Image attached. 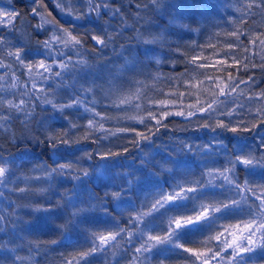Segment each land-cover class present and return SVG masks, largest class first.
I'll list each match as a JSON object with an SVG mask.
<instances>
[{
    "label": "snow or ice",
    "instance_id": "obj_1",
    "mask_svg": "<svg viewBox=\"0 0 264 264\" xmlns=\"http://www.w3.org/2000/svg\"><path fill=\"white\" fill-rule=\"evenodd\" d=\"M7 2L10 6L12 5V0H7ZM76 2L77 0H55L56 7L61 13L70 18L69 26H64L50 11H47L44 0H31L33 5L31 13L34 17H39V21L29 27L46 35L45 39L37 40V46L31 49L27 47L30 36H25L14 23L18 13L15 10L9 11L0 7V25L8 28L9 31L15 29L19 33L17 41L22 42L16 46L13 40L0 34V69L8 70L0 75V93L11 92L13 89L23 87L20 76L12 70L13 64L23 68L25 70L23 74L28 77L24 83L30 82L31 88L19 93L20 97L35 96L40 103L50 105L57 112L63 113V118L68 122L67 126L58 133L53 130L54 135L63 137L72 130L78 131L81 127L84 128L83 134L86 137L83 141L91 140L93 134L98 132L103 133L105 139L118 137L120 133H134V138L128 143L135 147L141 141L153 139L161 129H167L169 125L165 123V120L171 116L183 117L189 125H195L198 130L207 129L212 133H227L243 137L245 134L253 133V128L256 133L264 129V88H257L259 81L253 75H248L245 79L243 76L225 71L226 67L236 68L237 72L241 69L247 72L250 68L264 70V33L249 36L251 44L258 49L255 56L259 57L261 61L259 64L254 62L252 55L242 56L241 53L232 55L229 52L226 55L230 56L232 63L229 64L227 60L216 61L219 65L216 73H181L175 77L169 75L168 79L175 80L177 84H186V90L181 91L179 87L170 88L164 98H157L153 101L147 121L148 124L149 122L154 123L144 127V131H139L132 126L106 128L105 122L114 117L107 113L102 114L95 107H90L80 95L69 97L64 103L57 102L55 90L40 87L39 83H47L59 77L62 83L58 84L57 88L67 86L63 83V76L66 72H75L88 66V59L84 54L87 40L94 42L95 46L91 50L98 52L100 48L109 47L113 39V35L107 33L106 30L104 34H97L89 29L81 34L74 21L86 19V13L95 14L97 18H100L105 11L111 15H117L121 11L119 7H114L109 3V0H80L83 9L75 7ZM254 8L264 13V0H247L245 6L238 8L237 11L243 16H249L255 14ZM40 9H45V11L42 12ZM104 23L107 24V21ZM20 24H25L23 18L20 19ZM48 26L51 28L49 29ZM230 35L235 36L237 41L240 40L237 32L230 33ZM228 48L231 49L232 45ZM29 50L41 53L42 57L50 58V62L45 58H30ZM242 51L251 52V49L245 47ZM68 52L73 55H67ZM73 56L76 57L75 60ZM8 58H12L13 62L6 63L5 60ZM195 59L193 57V63ZM156 62L159 64L160 60L157 59ZM209 66L207 64L197 65L198 68ZM54 68L59 70L56 71ZM201 76L203 79L200 78ZM79 91L85 95L92 94V105L98 103L92 87H85L81 84ZM205 96L209 99H203ZM221 97L230 98L232 105L230 106L228 100L221 99ZM241 97L246 99L241 101ZM130 100L131 97L122 96L118 102L125 104ZM28 104L29 100L23 98L17 102L15 98L8 99L0 95V133H8L7 122L13 118L10 113L30 115V112L26 110ZM77 108H83V111L89 114L83 126L66 114L68 110ZM241 109L244 111H240ZM4 112H8L9 115H3ZM92 143L95 144L96 140H92ZM178 144L182 146L177 149L179 152L193 151V145L183 140H179ZM195 147L199 152L215 156L223 152L224 140L220 136L213 135L210 143ZM128 151L127 147H123L122 151L105 152L100 158L119 157ZM92 155L93 153L89 155V158ZM143 156L141 164H150V171L152 168L158 169V171H152L156 177L168 176L173 182L167 189L156 185L153 191L145 195L139 205L131 201L126 210L114 214L110 205L114 201L124 203L127 193L142 179L140 175L131 171L120 172V182H116V187L97 194L100 197L97 201L100 213L111 216L113 222L104 226L103 230L82 226V230L87 234V246L72 245V252L61 254L60 264H94L98 255L109 251L111 257L116 260V264H120V259L117 258H123L124 255L129 257L125 264H153V260L155 264H170L173 256L180 257L178 264H249L246 257L264 252V183H253L248 179L240 183L236 175L241 168L247 170L249 175H254L256 169L264 170V138L259 137V142L255 147H244L239 152L233 149L231 155L225 156L224 165L218 168L205 166L207 170L195 178H190L193 174L189 169H180L173 164L172 161L178 158L177 155L169 154L172 159H162L155 163L150 153L145 152ZM60 167L67 174H71L74 169L79 171L72 160L63 162ZM38 168L45 172V176L17 177L12 182L16 187L9 190L29 192L33 190V182L41 183L48 179L51 174L48 166L40 164ZM4 172L5 169L0 167V175ZM21 182L25 184L23 189L18 186ZM7 183L8 181H0V186H5ZM213 187L226 189L227 192H233L236 196L226 195L224 199H219L216 193L207 191L208 188ZM38 191L43 192L44 189L39 187ZM248 193H251L255 201L250 202ZM0 196H4V193H0ZM187 201L192 202V207L181 211L180 206ZM24 207L32 209L33 212L50 210L34 202H29ZM125 212L128 215L122 224L121 218L124 217ZM225 212L236 213L237 217L241 218L234 223H221V221L229 220L224 218ZM169 213H176V215H169ZM10 223L6 216L0 214V233H8L7 239L0 237V251L10 254L7 257L0 255V262L3 264H9V261L11 264H35V256L40 250L60 244L59 239L43 240L35 235L31 236L32 239H29L30 236L23 238L12 236L8 227ZM204 225H209V227L201 234L203 239L191 241L186 239L188 229L201 231ZM126 243L133 244L134 247L125 249L122 255L120 249ZM189 243L193 246H187ZM24 248H27L28 255L20 254ZM104 264H110V261L105 259Z\"/></svg>",
    "mask_w": 264,
    "mask_h": 264
},
{
    "label": "trees",
    "instance_id": "obj_2",
    "mask_svg": "<svg viewBox=\"0 0 264 264\" xmlns=\"http://www.w3.org/2000/svg\"><path fill=\"white\" fill-rule=\"evenodd\" d=\"M147 0H109L114 7H119L121 9L120 13L117 15H111L108 12H103L100 18H97L95 14H87L86 19L80 20L78 23H75L81 34L85 33L89 29L94 30L97 34H104L105 30L107 33L113 35V39L107 48H100L98 52H93L91 49L95 46L94 42L90 39L85 43V56L89 61L99 62L101 65L110 63L116 59L118 53L121 51V47L124 49H129L137 45V40L141 42L152 40L155 41L151 44H144L150 50H153L157 55L153 56L150 61L147 62V68L144 70L145 74L137 76L135 79L144 81L149 85V88L152 92H155V89L152 88V85H157L163 87V91L159 93L157 98H164L168 93L170 88L179 87L181 91H185L187 85L180 83L177 84L175 80L168 79V76H178L181 73L186 74H195V73H216L217 65L216 63L210 64L209 62L213 61L214 58H221V60H227L229 64L232 63V60L229 55L226 53H231L235 55L241 53L242 56L252 55L255 63H261L258 56H255V53L258 49L251 44L249 39L250 35L264 33V20L262 17L264 13H261L260 9H253L255 14L249 16H243L241 12H238V8H243L247 3V0H169V3L166 6L167 12L166 16H157L154 18L153 14L148 11L152 8V5H148V9L144 7ZM45 5L47 6V11H50L52 15L59 20L64 26H69L70 18L61 13V11L56 7L55 0H44ZM0 6H5L15 10L18 13L17 19L14 21L17 28H20V19L25 20V24L28 27V30L22 32L25 36H30V39L27 41L28 49L36 47L37 40H43L46 38V35L43 32L34 31L29 25H34L39 21V17H34L31 13V7L33 6L31 0H12V5L10 6L7 0H0ZM77 8L83 9V5L80 0L74 5ZM40 11H45V9H40ZM65 17L68 20H65ZM154 19L156 23H154ZM169 20L171 23L169 24ZM107 21V24L104 22ZM161 26H164V30H161ZM49 29L51 26H48ZM237 32L240 35V40L237 41L235 36L230 35V33ZM0 34L7 36L9 39L13 40L16 46H19L21 41H17L19 33L13 29L9 31L8 28L0 25ZM232 45V48L229 49L228 46ZM248 47L251 49V52H243V48ZM30 58L39 59L47 57H42L41 53L28 51ZM67 55L72 56L73 53L68 52ZM193 57H195V63L192 62ZM75 60L76 57L73 56ZM157 59L160 60V63L157 64ZM6 63H12V58L5 60ZM247 62V61H245ZM199 64L210 65L207 68H198ZM13 71H15L17 76H20L21 83L23 87H18L13 89L11 92L0 93V95L6 96L8 99L15 98L17 102L20 98L29 100V108H34V112H30L28 119L35 121L43 117L46 113L42 109H48L51 111L50 105H42L35 96L20 97L19 93L30 89L31 83H24L28 80L26 74H23L25 70L19 67L16 64H13ZM58 71V68H54ZM8 71L7 69H0V75ZM82 70H76L75 72H66L63 76V83L67 86H62L57 88L58 84H61V78L57 77L55 80H49L47 83L40 82L39 86L44 87L45 89L55 90V95L57 102L64 103L67 102L69 97L80 95L85 99V103L90 107H95L97 111L102 114L107 113L112 116H118L122 114L123 109H116L110 106L106 98H102L99 90H95V96L98 100V103L95 105L91 104L92 94H83L79 91V85H84L88 87L87 77L81 75ZM226 72H233L238 76H243L245 79L248 75H253L258 81L259 84L257 88H264V70L260 68H250L247 72H244L242 69L237 72L236 68H225ZM159 74V75H157ZM186 78V77H185ZM203 79V76L200 77ZM9 77V81H10ZM143 85H137L135 82L125 86V94H130L134 92L136 88H142ZM241 87H245L241 85ZM148 95V92L145 93ZM235 95V94H234ZM205 98H208L205 96ZM191 100L192 98H188ZM221 99H227L229 105H232L230 98L221 97ZM241 101H244L246 98L241 97ZM139 101L133 100L132 103ZM187 102V101H186ZM240 111H244L241 109ZM3 115H9L8 112L2 113ZM69 115L70 119L75 122H78L81 126L86 124L87 118L89 117L88 113L83 111V108L70 109L66 113ZM10 115L13 117L7 122V126L11 127L15 131L18 127L22 126L21 121H24L25 115L23 113L12 112ZM99 119V117H97ZM226 119V118H225ZM154 122H149V124ZM165 123L169 125L167 129H161L160 132L153 137V142L157 146H162L163 151L161 156L157 157L154 161H161L162 159H172L169 154L173 156L177 155L176 149L182 147L178 144L179 140H183L191 145H193V151H185L183 154H180L179 160L180 164L184 165L181 167L177 165L180 169H189L193 174L190 178L199 177L200 173L206 171V167H220L225 164V156L231 155L233 149L236 152H239L244 147H255L259 142V137L264 138V132L261 129L259 133L245 134L243 137L234 136L232 134L222 133L220 138L224 140V150L223 152L212 156L208 153L199 152L195 146L208 144L211 142V138L215 133H212L207 129H197L195 125H189L188 122L183 117L171 116L165 120ZM66 124L57 125L59 128L66 127ZM132 126L139 131H144V126L142 125H129L126 121L117 122L115 120H109L105 122L106 128H117V127H126ZM182 128L183 130H178ZM76 131V130H75ZM79 132H83L84 128L81 127ZM4 134V133H0ZM103 133H94L92 139L89 141H83L82 144L88 145L89 149L96 147L92 140L99 139ZM259 136V137H258ZM134 138V133H120L118 137H111L109 141H101L105 145L109 143H115V151H122L123 147H127L129 151L123 155L115 158H125L121 161L124 167L119 171H136L139 172L142 179L135 186L134 190H131L127 193L125 203H130L133 201L136 205H139L140 202L144 199L145 195L148 192L154 190L156 185L167 187L173 182L168 176L162 178L156 177L148 169L143 168L138 165H134L133 159H137V152L139 151L128 141ZM119 141V142H117ZM2 142V140H0ZM146 141H141V147L146 149ZM10 147V142L5 144L4 147H0V153L7 155L8 149ZM257 154H259L257 152ZM68 156V153H65ZM94 159H99L100 157L96 152H93ZM128 160H127V159ZM73 158H69L72 160ZM64 160L62 162H67ZM152 171H158L157 168H152ZM136 174V173H135ZM136 174V175H139ZM33 175H38V173H33ZM240 183H243L245 179L251 180L253 183H264V170L256 169L254 170V175H249L247 170H241L236 174ZM205 179H207L205 177ZM120 181L118 180L117 183ZM19 187H25L23 182L19 183ZM43 185L39 182H33L32 188H39ZM16 187V185H10L9 188L0 189L4 192V198H0V207L10 211L8 209V203L10 201L20 200L23 203H41V199L38 196H29L28 199H25L19 193L10 192V188ZM99 190V189H98ZM208 192H213L217 194L219 199H224L226 195L236 196L233 192H227L226 189H221L219 187L208 188ZM250 202L255 201V198L248 193ZM7 198V199H5ZM151 197L149 196V199ZM238 198V196L236 197ZM258 203V201H256ZM111 207V206H110ZM175 207V206H174ZM192 207V202L187 201L183 202L180 206V210L190 209ZM114 214H118L114 212ZM128 213H124V217L121 218V223L123 224L127 219ZM169 215H176V213H169ZM238 214L232 212H225L224 218L229 219L226 221H221V223L227 222H236ZM25 219H30V214L24 215ZM63 219V213L59 209L49 210L48 213H41L36 216L34 221L33 231L35 234L39 235L40 239L48 240L57 237L58 229L56 224L61 222ZM113 222L111 216L102 213H92L87 214L83 217L81 222V227L72 232L70 239L67 241L61 240L60 244L51 246L48 249H42L36 254V260L38 264H60L61 254H66L73 251L72 245H85L87 246L86 233L82 230L83 227L99 228L103 230L104 226L110 225ZM129 227H131L129 225ZM209 225L202 226L201 231L197 229H188V234L186 239L191 241L193 239L199 240L203 239L204 231L207 230ZM201 228V226H197ZM195 234V235H193ZM0 237L7 239V237L0 233ZM33 237H29L32 239ZM22 242V241H21ZM187 246H193L189 243ZM133 244H125L122 249H120L122 255L124 254L125 249L133 248ZM21 255H28L27 248H24L20 251ZM130 255V254H129ZM129 258L127 255H124L120 259V264H125L126 259ZM105 259L110 261V264H116V260L111 257L110 251L106 254L98 255L95 258L94 264H104ZM246 260H249V264H264V252H258L252 257H246ZM180 257L173 256L171 258L170 264H178ZM155 264V260H153Z\"/></svg>",
    "mask_w": 264,
    "mask_h": 264
},
{
    "label": "clouds",
    "instance_id": "obj_3",
    "mask_svg": "<svg viewBox=\"0 0 264 264\" xmlns=\"http://www.w3.org/2000/svg\"><path fill=\"white\" fill-rule=\"evenodd\" d=\"M168 3L169 0H147L144 7L148 9V5H152L153 7L148 9V11L153 14L154 18L157 16L163 17L166 16ZM65 20L67 21L68 18L65 17ZM78 22L74 21V23ZM154 23H156L155 19ZM170 23L171 21L169 20ZM161 30H164V26H161ZM144 44L151 43L141 42L138 39L135 47L124 49L122 46L116 59L110 63L101 65L98 61L88 60V66L82 69L81 75L87 77L88 87H92L94 91L99 90L101 97L106 98L110 106L116 109H123L122 114L113 116L114 118L111 120L117 122L126 121L129 125L138 124L148 127L150 125L147 117L151 111L152 102L163 91V87L152 85L151 87L155 89V92H152L148 84L135 79L137 76L145 74L144 70L147 68V62L157 55L155 51L148 49ZM133 81L137 85H143V87L136 88L130 94H125V86ZM146 92H148V95H145ZM122 96L131 97L130 102L120 104L118 101ZM203 99H209V97H203ZM133 100L139 102L132 103ZM26 110L29 112L35 111L34 108H29V104L26 106ZM42 111L46 113L43 117L32 121L25 116L24 121H21L22 126L15 131L9 126L8 133L0 134V140H2L0 147H4L5 144L10 142L7 155L0 154V167L5 169L3 175H0V181H8L5 186H0V189L9 188L17 177H43L45 172L41 171L38 165L44 164L48 166L51 174L48 179L41 182L44 189L43 192H39L38 188L24 193L18 191L10 192L19 193L25 199H28L30 195L38 196L42 201L40 203L42 208L61 210L63 219L56 224L58 229L56 236L59 237L60 241H67L70 239L72 232L81 227V222L85 215L100 213V208L97 205L100 197L97 194L116 187V182L120 179L119 170L128 167H124L121 163L125 158L94 159L93 155L89 158V155L93 152H96L99 157L105 152H115V143L105 145L101 142L109 141V139L104 138V134L99 139H95L96 147L89 149L88 145L82 144V141L86 139L83 132L72 130L63 137L54 135V131L58 133L62 129L57 127V125L68 123L63 118V113L57 112L52 106L50 112L48 109H42ZM253 133H256L255 128H253ZM221 135L222 133H215V136ZM44 141H47V143H44ZM146 142L147 153H150L154 162L157 157L161 156L163 148L162 146H157L153 139ZM135 147L139 150L136 154L137 159L130 161H133L134 165L149 170L150 164H141V160L144 159L145 148L141 147L140 143ZM176 152L178 158L173 159V164L176 166L179 164L184 167L179 160V156L183 152H179L177 149ZM65 153L69 155L66 156ZM69 158H73L72 161H74L79 171L74 169L71 174H67L60 167L63 163L62 161L69 160ZM133 172L139 174V172ZM33 173H38V175H33ZM19 188L23 189L24 187ZM0 193L4 192L0 190ZM0 198H4V196H0ZM13 202L8 203V209H11V211L0 207V214L6 216L11 222L8 225L11 235L20 238L32 235L39 236L33 231L34 221L38 214L48 213L49 211L33 212L32 209L24 207L26 203L20 200ZM94 205L97 206L94 207ZM110 206L111 211L114 209L115 213H121L129 207V203L114 201ZM25 214H30L31 218L25 219ZM3 234L8 238V233ZM61 237L62 239H60ZM0 255L7 257L10 254L0 251ZM0 264H3V262H0ZM9 264H11V261H9ZM35 264H38L36 258Z\"/></svg>",
    "mask_w": 264,
    "mask_h": 264
},
{
    "label": "rangeland",
    "instance_id": "obj_4",
    "mask_svg": "<svg viewBox=\"0 0 264 264\" xmlns=\"http://www.w3.org/2000/svg\"><path fill=\"white\" fill-rule=\"evenodd\" d=\"M0 7H2V8H5V9H7V10H9V11H12V9H10V8H6L5 6H0ZM262 19L264 20V16L262 17ZM20 29H21V31L23 30V31H25V30H28V27L26 26V24H23L21 27H20ZM223 57H221V58H214V60L213 61H211V62H209L210 64H214V63H216V61H219V60H221Z\"/></svg>",
    "mask_w": 264,
    "mask_h": 264
}]
</instances>
